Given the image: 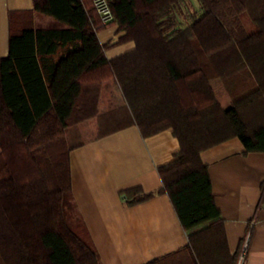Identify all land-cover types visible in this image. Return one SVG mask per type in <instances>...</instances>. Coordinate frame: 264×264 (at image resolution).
<instances>
[{"label":"trees","instance_id":"trees-1","mask_svg":"<svg viewBox=\"0 0 264 264\" xmlns=\"http://www.w3.org/2000/svg\"><path fill=\"white\" fill-rule=\"evenodd\" d=\"M188 1L109 0L108 24L124 31L118 41L135 43L111 59L97 37L108 24L91 0H33L56 22L43 28L32 11L9 13V53L0 58V264H101L70 187L69 150L82 141L67 131L95 116L110 80L142 136L170 128L179 142L158 167L157 192L168 195L188 244L147 264L237 263L200 153L234 136L264 151V0H195L191 17ZM152 194L125 190L129 204Z\"/></svg>","mask_w":264,"mask_h":264},{"label":"crops","instance_id":"crops-1","mask_svg":"<svg viewBox=\"0 0 264 264\" xmlns=\"http://www.w3.org/2000/svg\"><path fill=\"white\" fill-rule=\"evenodd\" d=\"M24 11H32L34 27L56 25L33 10V0H0V58L9 53V13ZM123 34L116 24L98 30L100 43L108 45V59L135 47L133 40L118 41ZM213 86L227 104L219 81ZM124 103L116 81L105 82L95 116L73 126L81 144L69 150L73 202L101 264H147L173 257L188 244L168 195L157 192L162 186L158 167L173 159L179 142L170 128L142 136ZM200 157L207 165L229 251L238 252L239 258L247 243L240 264H264V151L252 149L250 139L234 136L201 151ZM133 189L153 194L129 204L125 190Z\"/></svg>","mask_w":264,"mask_h":264},{"label":"built area","instance_id":"built-area-1","mask_svg":"<svg viewBox=\"0 0 264 264\" xmlns=\"http://www.w3.org/2000/svg\"><path fill=\"white\" fill-rule=\"evenodd\" d=\"M91 2L95 8V11L100 21L103 24H108L111 21H113L114 16H113V12H112L109 0H91ZM246 247H247V243H244V246L238 258V264H240L244 259Z\"/></svg>","mask_w":264,"mask_h":264},{"label":"rangeland","instance_id":"rangeland-1","mask_svg":"<svg viewBox=\"0 0 264 264\" xmlns=\"http://www.w3.org/2000/svg\"><path fill=\"white\" fill-rule=\"evenodd\" d=\"M186 13L190 16L191 14L193 13H196L198 14L199 13V8L197 7V2L195 0H189L188 1V8H187V11ZM191 17V16H190ZM189 17V19H191ZM185 25V24H184ZM68 133H71L70 134V139H78V132H76L75 128L72 126V128H69V131H67ZM67 133V135L69 136V134Z\"/></svg>","mask_w":264,"mask_h":264}]
</instances>
